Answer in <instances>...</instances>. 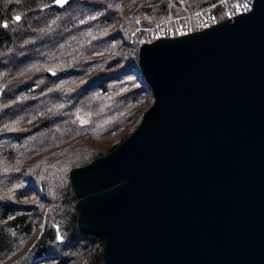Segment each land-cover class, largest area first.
<instances>
[{"label":"water","instance_id":"obj_1","mask_svg":"<svg viewBox=\"0 0 264 264\" xmlns=\"http://www.w3.org/2000/svg\"><path fill=\"white\" fill-rule=\"evenodd\" d=\"M137 60L151 104L68 172L79 231L104 264H264V0Z\"/></svg>","mask_w":264,"mask_h":264},{"label":"trees","instance_id":"obj_2","mask_svg":"<svg viewBox=\"0 0 264 264\" xmlns=\"http://www.w3.org/2000/svg\"><path fill=\"white\" fill-rule=\"evenodd\" d=\"M54 1L0 0V264H104L101 240L77 227L68 172L151 104L138 47L191 20L186 9L220 21L228 2Z\"/></svg>","mask_w":264,"mask_h":264},{"label":"built area","instance_id":"obj_3","mask_svg":"<svg viewBox=\"0 0 264 264\" xmlns=\"http://www.w3.org/2000/svg\"><path fill=\"white\" fill-rule=\"evenodd\" d=\"M251 4L252 0H232L229 4L224 6L225 18L233 17L234 15L241 12H247L248 10H250ZM186 14L192 19L187 22L178 23L174 26L160 27L152 35L151 40H154L159 37L177 36L180 34L207 27L217 22L215 14L209 11L201 10L197 12H191L186 9Z\"/></svg>","mask_w":264,"mask_h":264},{"label":"rangeland","instance_id":"obj_4","mask_svg":"<svg viewBox=\"0 0 264 264\" xmlns=\"http://www.w3.org/2000/svg\"><path fill=\"white\" fill-rule=\"evenodd\" d=\"M185 1H186V0H185ZM195 1H198V0H187V3L190 5V4H192L193 2H195ZM231 1H232V0H228V2H225L224 5L229 4ZM194 12H196V11H194Z\"/></svg>","mask_w":264,"mask_h":264},{"label":"snow or ice","instance_id":"obj_5","mask_svg":"<svg viewBox=\"0 0 264 264\" xmlns=\"http://www.w3.org/2000/svg\"><path fill=\"white\" fill-rule=\"evenodd\" d=\"M57 2H63V0H57ZM15 19H17V20H19L20 19V17L19 16H17ZM6 26V25H5ZM60 237H58V239H59Z\"/></svg>","mask_w":264,"mask_h":264}]
</instances>
